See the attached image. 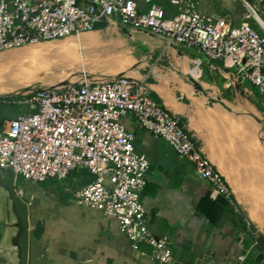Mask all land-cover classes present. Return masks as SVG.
<instances>
[{
  "label": "crops",
  "instance_id": "obj_1",
  "mask_svg": "<svg viewBox=\"0 0 264 264\" xmlns=\"http://www.w3.org/2000/svg\"><path fill=\"white\" fill-rule=\"evenodd\" d=\"M153 1L167 13L173 11L170 0ZM194 1L200 13L226 16L234 23L245 11L237 0ZM117 23L122 22L100 23L90 32L127 36L137 59L122 74L148 83L151 98L179 119L229 190L222 193L199 178L164 139L153 137L132 115L124 116L134 150L149 161L140 199L150 232L166 239L173 264H264V132L259 135L256 129L264 124V95L248 82L240 84L222 61L208 60L194 47L170 44L127 25L123 32ZM15 99L0 96V132L28 109ZM92 179L86 169H75L63 180H51L57 189L37 203L33 194L25 197L27 264H158L147 243L132 246L115 217L75 203V192Z\"/></svg>",
  "mask_w": 264,
  "mask_h": 264
},
{
  "label": "built area",
  "instance_id": "obj_2",
  "mask_svg": "<svg viewBox=\"0 0 264 264\" xmlns=\"http://www.w3.org/2000/svg\"><path fill=\"white\" fill-rule=\"evenodd\" d=\"M240 2L244 15L234 23L226 16L200 13L194 0H170L171 13L153 0H0V52L77 37L119 19L170 44L194 47L208 60L222 61L240 84L248 82L264 95V0ZM13 96L28 109L0 132V167L34 183L63 180L75 169H86L93 179L75 192V203L115 217L132 246L147 243L158 264H173V257L166 239L155 237L147 226L140 195L149 161L134 150L133 134L122 118L132 115L189 161L199 178L229 192L219 170L179 119L151 98L144 80L120 74Z\"/></svg>",
  "mask_w": 264,
  "mask_h": 264
},
{
  "label": "rangeland",
  "instance_id": "obj_3",
  "mask_svg": "<svg viewBox=\"0 0 264 264\" xmlns=\"http://www.w3.org/2000/svg\"><path fill=\"white\" fill-rule=\"evenodd\" d=\"M237 1L240 2V0H237ZM98 34H101V36L104 38L114 40L115 42H117L120 45V48L117 49L118 55H115L114 57H112V61L106 65L105 64L98 65L97 67H94L91 71L84 72V73H82V72L85 70H82L81 72L79 71L80 74H78L76 77H74L70 81H79L83 78L87 79L88 81L105 80V79L112 78L118 74L125 73L126 71L124 72V70L127 69L128 67L130 68L132 66V64L135 63V61L137 59L136 50L131 45V42L127 41V36H125V34L123 35V33L122 34L120 33L121 34L120 35V34H117L116 32H112V33H110V32L105 33L104 31H102L101 33H99V32H94V33L85 32V33L80 34L77 37L70 36V37H66V38L61 39V40L42 42V43H37V44H32V45H25L23 47H17V48H10V49H7L6 51L0 52V56L6 55V54H8V55L9 54H11V55L12 54H17V55L22 54L23 56L31 55V56L37 57L36 59H39V58L41 59L42 57L40 56V52H38L36 50H38L42 47H54V46H60V45L67 44V43H72V44H75L76 47H79L78 46L79 44L87 43L90 39H92L93 36L98 35ZM123 39H125L126 42ZM122 41H124L125 44ZM75 50H76V52L78 51L77 48ZM105 51L106 50H104V52ZM35 52L39 53L38 56L32 55ZM108 52H110V51H108ZM97 53H98V51H95V55H98V59H97L98 61L102 62L103 59H106V58H104L105 55L104 56L101 55V52L98 54ZM65 54H67V53H65ZM69 54L71 57V55H73L74 53H68L67 56H69ZM43 57H46V56H43ZM75 61L76 62L73 64L74 67H77V66L79 67V65H82L81 63H79L77 61V59H75ZM47 62H48L47 64H49L47 68L43 65V66H40L38 68L33 69V71L38 72L34 76H36L37 78L42 77V76H47V78L54 77V80H55L54 85L59 86V85L64 84V82L61 83L62 79L60 77L64 76V74L67 75L66 72L71 71L74 67L71 68V67H67V66L55 65L54 62L49 61V60ZM12 71H14V70H12ZM60 74H62V75H60ZM79 75H80V77H79ZM56 79H58V80H56ZM23 84H25V83H23ZM54 85H52V86H54ZM26 86H28V87L23 88V90L18 92V93L30 91L32 89H35L36 87L41 86V85H38V82H36V83H33L31 86L30 85H26ZM13 94H15V93H13ZM4 95L5 94H1L0 96H4ZM256 129H257V133L259 135L260 134L262 135L264 132V124L259 123ZM52 185L53 184H52L51 180H46L44 182L34 183V182L29 181V180L23 179L19 175H16L14 188L18 194L21 193V195L23 197L21 195H19V196L24 200H25L26 196L33 194V196L35 197L34 201L37 203L42 197L54 193L53 189H57V188H55ZM56 186H58V185H56ZM28 209H29V207H28ZM0 264H9L8 260L5 257H3L1 254H0Z\"/></svg>",
  "mask_w": 264,
  "mask_h": 264
},
{
  "label": "bare ground",
  "instance_id": "obj_4",
  "mask_svg": "<svg viewBox=\"0 0 264 264\" xmlns=\"http://www.w3.org/2000/svg\"><path fill=\"white\" fill-rule=\"evenodd\" d=\"M78 46L79 47H76L75 44L67 43L54 47H42L36 50L40 52V56L42 57L41 59H36L37 57L31 55L23 56L22 54H6L0 56V95L18 93L22 91L23 88L28 87L26 85L31 86L36 82H38V85L41 86L54 85V78H47V76L37 78L36 76H34L38 72L33 71V69L43 65L47 68L49 65L47 64L48 60L54 62L55 65L67 66L72 68L74 67L73 64L76 62L75 59H77V61L83 65L74 67L71 71L66 72L67 75L64 74V76H61V83H65L80 74L82 70H85L82 72L84 73L91 71L98 65H106L110 63L112 61V57L118 55L117 49L120 48V45L117 42L108 38H104L101 36V34L93 36L92 39H90L87 43L79 44ZM76 48L78 49L77 52L75 50ZM104 50L106 51L104 52ZM95 51H98V53L101 52V55H105L104 58L106 59H103L102 62L98 61V55H95ZM64 52L67 54H65ZM68 53L74 54L70 57V54L69 56H67ZM38 54L39 53L35 52L32 55L38 56ZM76 69H79L80 72H75ZM12 70H14L15 72Z\"/></svg>",
  "mask_w": 264,
  "mask_h": 264
},
{
  "label": "water",
  "instance_id": "obj_5",
  "mask_svg": "<svg viewBox=\"0 0 264 264\" xmlns=\"http://www.w3.org/2000/svg\"><path fill=\"white\" fill-rule=\"evenodd\" d=\"M116 26L127 32L126 24L117 23ZM41 87L44 86L35 89ZM14 183V171L10 167H0V254L9 264H27L29 209L28 203L15 190Z\"/></svg>",
  "mask_w": 264,
  "mask_h": 264
},
{
  "label": "trees",
  "instance_id": "obj_6",
  "mask_svg": "<svg viewBox=\"0 0 264 264\" xmlns=\"http://www.w3.org/2000/svg\"><path fill=\"white\" fill-rule=\"evenodd\" d=\"M33 232H34L33 234H35V235H39L37 229H36V230L34 229Z\"/></svg>",
  "mask_w": 264,
  "mask_h": 264
}]
</instances>
